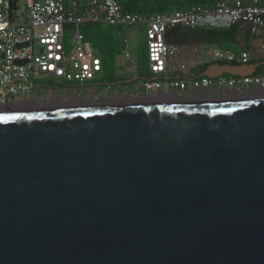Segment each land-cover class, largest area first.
Wrapping results in <instances>:
<instances>
[{
  "label": "water",
  "instance_id": "water-1",
  "mask_svg": "<svg viewBox=\"0 0 264 264\" xmlns=\"http://www.w3.org/2000/svg\"><path fill=\"white\" fill-rule=\"evenodd\" d=\"M0 264H264V100L0 110Z\"/></svg>",
  "mask_w": 264,
  "mask_h": 264
},
{
  "label": "built area",
  "instance_id": "built-area-1",
  "mask_svg": "<svg viewBox=\"0 0 264 264\" xmlns=\"http://www.w3.org/2000/svg\"><path fill=\"white\" fill-rule=\"evenodd\" d=\"M88 23L103 24L116 32L144 28L149 75L141 77L129 41L124 39L120 41L125 49L118 65L125 69L118 76L124 78L122 81L134 75L139 79L104 83L102 55L81 34V27ZM237 24L249 26L256 34V50L200 43L203 57L193 61L192 73L180 66L181 57L189 51L187 45L192 43L167 41L173 28L223 30ZM67 27L76 30L70 48L64 42ZM256 52L264 56V0H219L212 8L152 14L125 12L116 0H86L84 4L74 0L72 7L67 0H24V8L13 6L12 0H0V110L24 104L54 105L64 110L98 102L130 108L144 104L146 96L165 105L259 100L264 96V69L246 77L210 79L197 75L198 69L216 63L252 64Z\"/></svg>",
  "mask_w": 264,
  "mask_h": 264
},
{
  "label": "trees",
  "instance_id": "trees-1",
  "mask_svg": "<svg viewBox=\"0 0 264 264\" xmlns=\"http://www.w3.org/2000/svg\"><path fill=\"white\" fill-rule=\"evenodd\" d=\"M123 10L128 13L152 14L160 12H169L181 10L189 7H215L219 0H116ZM115 29L106 28L103 24L88 23L81 27V34L87 42L93 44L98 51L107 59H115L121 53L125 44L118 41L114 35ZM181 44H190L193 42L219 45L234 44L242 50H256L254 41L256 34H253L251 28L247 25L237 24L228 29L210 30V29H187L180 34ZM263 56L256 52L253 57V63H258ZM208 66L198 69V74L203 73ZM264 68H260L257 74L261 73ZM146 77L145 74H140ZM124 80L118 76L114 82L118 83Z\"/></svg>",
  "mask_w": 264,
  "mask_h": 264
},
{
  "label": "rangeland",
  "instance_id": "rangeland-1",
  "mask_svg": "<svg viewBox=\"0 0 264 264\" xmlns=\"http://www.w3.org/2000/svg\"><path fill=\"white\" fill-rule=\"evenodd\" d=\"M84 0H80L82 4ZM74 0H67L69 7L73 5ZM17 0H12V5L15 6ZM20 7L24 8V0H19ZM104 27L109 28L108 26L104 25ZM76 30L73 27H67L65 30V39L64 42L70 48L72 46V39L75 34ZM115 38L119 41H123L124 39H128L130 52L132 54V59L137 63V67L139 69L140 74H145V76L149 75V63H148V53H147V40L145 36V29L144 28H132L126 29L125 32H114ZM84 38V34H82ZM85 40V38H84ZM85 42H87L85 40ZM197 43V44H196ZM189 46V51L183 54L180 59L181 67L185 71L191 72L194 68L193 61L200 60L203 57L201 53L202 44L198 42H193ZM220 47L223 49L229 50H241L236 45L232 44H222ZM125 47L123 46L121 49L120 55H118L115 59H107L102 54V59L104 63V77L103 82L109 83L114 82L115 79L118 77V72L124 71L125 67H121L118 65V60L121 57L122 52L124 51ZM125 74L123 73L122 76ZM126 76V75H125ZM128 76V75H127ZM141 81L139 80V84ZM259 100H264V97H258ZM14 100H18V97H14ZM256 100V99H255ZM20 108H17V110ZM16 110V109H15ZM24 110V109H23ZM52 111V110H49Z\"/></svg>",
  "mask_w": 264,
  "mask_h": 264
},
{
  "label": "flooded vegetation",
  "instance_id": "flooded-vegetation-1",
  "mask_svg": "<svg viewBox=\"0 0 264 264\" xmlns=\"http://www.w3.org/2000/svg\"><path fill=\"white\" fill-rule=\"evenodd\" d=\"M182 33V32H181ZM180 33V34H181ZM180 34H179V39L181 41V38H180ZM258 63H261L260 68H264V56L262 58V60ZM126 81V80H125ZM125 81H120V82H125ZM177 104H180V105H186V104H189V103H177ZM131 105V104H130ZM171 105H175V104H157L155 102L152 101L151 97L149 96H146L145 97V103L144 104H134V105H131L130 108H134V107H138V106H145V107H164V106H171ZM22 107H25V108H31L32 110H62V109H56L58 107L54 106V105H49V106H42V105H35V104H24V105H20ZM64 110H90V109H103V110H114V109H122V108H119L118 106L114 105V104H111V103H79L77 105H72L70 106V108H63ZM124 109V108H123Z\"/></svg>",
  "mask_w": 264,
  "mask_h": 264
},
{
  "label": "bare ground",
  "instance_id": "bare-ground-1",
  "mask_svg": "<svg viewBox=\"0 0 264 264\" xmlns=\"http://www.w3.org/2000/svg\"><path fill=\"white\" fill-rule=\"evenodd\" d=\"M260 97H264V96H260ZM17 108H20V109L17 110ZM1 111H4V112H34V111H49V110H32L31 108H25L20 105H16V106L7 107Z\"/></svg>",
  "mask_w": 264,
  "mask_h": 264
},
{
  "label": "crops",
  "instance_id": "crops-1",
  "mask_svg": "<svg viewBox=\"0 0 264 264\" xmlns=\"http://www.w3.org/2000/svg\"><path fill=\"white\" fill-rule=\"evenodd\" d=\"M78 1L80 2V0H78ZM85 2H86V0H84V1L82 2V4H84ZM15 6L20 7L19 0H17V3H15ZM118 62H120V59L118 60Z\"/></svg>",
  "mask_w": 264,
  "mask_h": 264
}]
</instances>
